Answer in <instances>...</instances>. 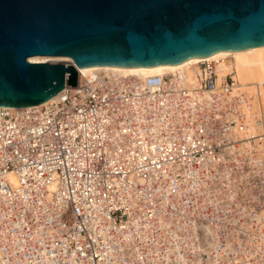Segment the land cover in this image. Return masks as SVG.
<instances>
[{"label": "built area", "instance_id": "1", "mask_svg": "<svg viewBox=\"0 0 264 264\" xmlns=\"http://www.w3.org/2000/svg\"><path fill=\"white\" fill-rule=\"evenodd\" d=\"M192 79L0 106V264H264L261 112L211 61Z\"/></svg>", "mask_w": 264, "mask_h": 264}, {"label": "water", "instance_id": "2", "mask_svg": "<svg viewBox=\"0 0 264 264\" xmlns=\"http://www.w3.org/2000/svg\"><path fill=\"white\" fill-rule=\"evenodd\" d=\"M264 45V0H0V106L39 104L79 68L147 69ZM67 74V75H66Z\"/></svg>", "mask_w": 264, "mask_h": 264}, {"label": "bare ground", "instance_id": "3", "mask_svg": "<svg viewBox=\"0 0 264 264\" xmlns=\"http://www.w3.org/2000/svg\"><path fill=\"white\" fill-rule=\"evenodd\" d=\"M39 59H43V61L48 62L64 61L62 62L63 64L71 63L74 65L81 79L86 80H92L97 75H106L108 77L125 75L144 79L146 77L156 75L180 74L184 81H189L192 85L195 84V81L192 79V77L194 76L198 62L203 60L211 61L214 63L215 71L220 78L231 74V77L236 83V90L244 91L246 93V95L250 98V102L252 103L253 107L259 109L262 119L264 120V45H258L244 49L223 50L179 63L155 68L133 70L81 69L70 57L67 56L34 55L28 58L29 61ZM57 96L58 94L56 93L54 96L45 100L44 102L35 105H29L28 107H40L51 101H54ZM259 129L260 128H257V130ZM11 177L13 178V175H11Z\"/></svg>", "mask_w": 264, "mask_h": 264}, {"label": "rangeland", "instance_id": "4", "mask_svg": "<svg viewBox=\"0 0 264 264\" xmlns=\"http://www.w3.org/2000/svg\"><path fill=\"white\" fill-rule=\"evenodd\" d=\"M45 58H46V57H45ZM49 61H54V60H49ZM58 62L62 63V62H64V61H58Z\"/></svg>", "mask_w": 264, "mask_h": 264}]
</instances>
